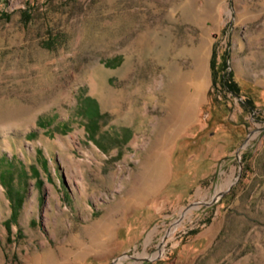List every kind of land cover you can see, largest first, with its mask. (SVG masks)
I'll return each instance as SVG.
<instances>
[{
    "label": "rangeland",
    "instance_id": "1",
    "mask_svg": "<svg viewBox=\"0 0 264 264\" xmlns=\"http://www.w3.org/2000/svg\"><path fill=\"white\" fill-rule=\"evenodd\" d=\"M119 258L264 264V0H0V264Z\"/></svg>",
    "mask_w": 264,
    "mask_h": 264
},
{
    "label": "bare ground",
    "instance_id": "2",
    "mask_svg": "<svg viewBox=\"0 0 264 264\" xmlns=\"http://www.w3.org/2000/svg\"><path fill=\"white\" fill-rule=\"evenodd\" d=\"M186 86L187 84L184 83L182 84V91L181 93L179 94V99H178V106H179V114H180V117L182 119V121H184L185 119H187L190 115V108H189V97L187 95V91H186ZM95 87V86H94ZM203 89V84H197V90L200 92L201 90ZM94 90H96L94 88ZM93 90V91H94ZM178 90V89H177ZM178 95V94H177ZM167 119V118H166ZM171 120V119H170ZM169 121V119H168ZM172 126H167L165 129H164V132L162 133V136L161 138L159 139V142L158 144L156 145V148L157 150L159 151V155L163 152L166 151V149L168 148L169 146V142H170V137H171V130H172ZM178 127V126H177ZM160 157V156H159ZM153 166V165H152ZM155 167H158L160 168V162L158 160V154L155 158ZM158 170V169H157ZM156 178V177H155ZM163 248V247H162ZM165 249V248H164ZM121 259L122 258H119L115 264H121Z\"/></svg>",
    "mask_w": 264,
    "mask_h": 264
},
{
    "label": "trees",
    "instance_id": "3",
    "mask_svg": "<svg viewBox=\"0 0 264 264\" xmlns=\"http://www.w3.org/2000/svg\"><path fill=\"white\" fill-rule=\"evenodd\" d=\"M232 78H233V76H232ZM233 80H231V82L228 83V87H229L230 90H233L235 93L239 94L240 83L237 80H234V81Z\"/></svg>",
    "mask_w": 264,
    "mask_h": 264
}]
</instances>
